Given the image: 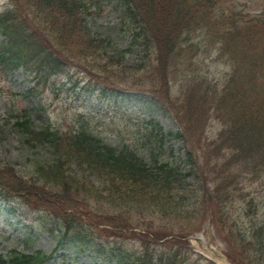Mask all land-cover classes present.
<instances>
[{"label":"trees","instance_id":"1","mask_svg":"<svg viewBox=\"0 0 264 264\" xmlns=\"http://www.w3.org/2000/svg\"><path fill=\"white\" fill-rule=\"evenodd\" d=\"M9 1L11 7L0 12V64L9 72L22 67L39 83L67 72L62 81L72 83L75 79L67 69L71 61L98 79L96 86L88 82L84 86L90 92L97 91L101 98L125 93L118 87L124 78L110 67L121 65L128 50L107 54L108 39L92 28L91 3ZM118 2L122 21L136 41L131 47L151 48L154 63L157 61L155 67L153 63L137 71H143L141 75L134 74L147 82L134 80L129 90L160 101L177 118L178 130H164L158 123L149 124V132L141 128L154 161L149 164L139 149L103 143L86 127H77L65 136L53 126L35 130L26 112L19 116L22 120L17 127L33 145L49 143L58 152L54 164L34 162L42 186L49 184L51 190L26 180L10 166L8 175L0 176V193L29 204L33 198L43 200L44 209L60 230L58 244H70L80 251L90 246L94 258L102 257L108 264H214L195 252L191 254L197 260L192 263L185 247L176 246V241L201 231L208 219L230 245L233 264H264V220L251 223L245 233L236 225L240 215L235 209L239 186L264 179V14L239 17L235 10L227 13L220 6L222 16L217 20L221 0ZM198 29L217 37L228 74L209 81L208 75L204 78L195 70L192 86L178 83V93L170 76L179 60L186 59L185 36L190 38L189 33ZM36 87L33 83L29 93L37 96ZM200 123L207 127L216 123V137L208 140L200 132L196 141L193 130ZM171 136L187 146L186 170L181 163L159 160L158 154L164 152ZM72 164L84 173L69 171L66 165ZM91 175L101 178L104 187L99 188ZM189 176L193 177L191 186L184 187ZM254 199L245 200L241 213L253 206ZM137 236L139 246L126 244V239ZM93 244L97 246L93 248ZM57 250H13L7 257L0 254V264H70L54 258ZM63 256L70 257L67 252Z\"/></svg>","mask_w":264,"mask_h":264},{"label":"rangeland","instance_id":"2","mask_svg":"<svg viewBox=\"0 0 264 264\" xmlns=\"http://www.w3.org/2000/svg\"><path fill=\"white\" fill-rule=\"evenodd\" d=\"M82 1H88L92 4L90 19L93 22L95 34L106 37L109 41L110 47L107 48V54L114 55L116 51L128 50V54L121 65L110 67L118 73V77L120 74L124 78L118 87L124 92H129V87L134 80L147 82L144 76L139 79L134 78V74H137L135 77L141 75L143 71H137L149 68L154 63L153 51L148 47L141 50L143 45L139 47L135 44L131 47V44L136 41L133 39L132 32L122 21V8L118 0ZM221 1L222 4H218L216 9L218 14L214 18L217 20L221 15L220 6L226 7L227 13L235 10L236 16L239 17L264 13V0ZM8 7V0H0V11ZM212 36L205 32L202 36L185 37L183 51H185L186 59L183 57L179 60L177 69L170 76L178 93L180 92L178 83L190 82L192 86L195 81V70L201 71L204 78H207L208 75L209 81L211 79L218 80L224 75L226 78L228 74H225L227 63L220 56L219 51L222 45L217 37ZM68 63V72L75 81L66 84L63 83L62 79H66L67 72L57 77L54 76L48 81L42 79L39 83L37 79L31 78L30 73L25 72L22 67L9 72L0 64V176H7L8 168L11 166L26 180H31L39 187L44 188L34 162H39L41 166L54 164L58 161V152L54 146L49 143L33 145L34 141L26 136L25 131L17 127L14 118L17 114L26 112L30 114L35 130L53 126L58 128L63 136L71 135L77 127H86L89 131L97 134L103 143L117 147L133 146L139 149L149 164L154 161L146 150L148 140L141 128L144 127L149 132L147 130L148 125L158 123L164 130L176 131L178 129L177 118L166 110L159 101L150 96L137 97L129 93H125L124 96L117 99L115 97L101 98L97 91L90 92L84 87L87 82L88 85L96 86V83H99L98 79L76 63L71 61ZM156 64L157 61L154 63V67ZM124 66H130V68H124ZM53 80L56 82L54 83ZM33 83L37 85V96L29 93V87ZM81 86L84 87V90L81 89ZM172 95H174V91H172ZM84 124L89 126H84ZM216 125L214 123L212 127L210 125L207 127L206 124L200 123L195 126L193 130L195 140H198L200 132L205 138H207L208 133L209 135L215 133ZM203 130L204 132H202ZM201 147H199L200 152L202 151ZM185 152V142L172 137L167 140L164 152L158 154L159 160L181 161L187 167V163L182 161L185 158ZM66 168L79 175L84 173L83 169L74 164L66 165ZM89 173L90 171H86L87 175ZM91 180H95L99 188L104 187L101 178L91 175ZM187 180L190 182L184 184V187L191 186L193 177L189 176ZM245 183L239 186V197L235 209L240 215V217L236 216V225L247 233L251 223H255L256 220H264V179H259L257 183L253 181V185L247 183V187L243 188ZM44 189L51 190L49 184H46ZM35 191H39L42 196L44 195V192L39 188ZM252 197H255L253 206L241 213L245 209L243 206L245 200ZM14 200H16L14 203L13 201L8 203L0 197V253L7 254L13 248L25 251L39 247L52 249L56 244L57 233L54 234V231L49 228L58 227L53 223L51 216L46 213L43 200L37 201L33 198V204L26 203L20 198ZM203 227L201 231L190 235L188 241H176V246L185 247L192 263L197 260V257L192 255L193 252L191 251L197 250L206 257L212 255L217 264H232L226 256L227 242L213 222L206 220ZM30 234L33 236L30 237ZM139 241V237H133L126 239V244L139 246ZM189 248L191 249L189 250ZM210 251H213L212 254ZM219 254L224 255V257L220 258ZM83 258L90 263L94 261L91 250H87L83 254ZM82 262L85 261L82 259ZM197 264L207 263L197 261Z\"/></svg>","mask_w":264,"mask_h":264}]
</instances>
